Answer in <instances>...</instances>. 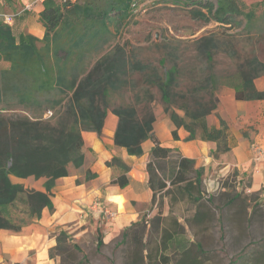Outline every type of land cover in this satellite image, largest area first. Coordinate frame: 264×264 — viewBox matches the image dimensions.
Listing matches in <instances>:
<instances>
[{"label": "trees", "instance_id": "trees-1", "mask_svg": "<svg viewBox=\"0 0 264 264\" xmlns=\"http://www.w3.org/2000/svg\"><path fill=\"white\" fill-rule=\"evenodd\" d=\"M185 2L195 7L196 17L229 28L241 27L240 31L251 40L253 36H264V0L251 3L247 10L240 0ZM131 3L65 0L58 5L44 0L40 20L45 33L41 39L32 35L16 39L10 27L0 23V63H9L7 68L0 67V230L19 232L39 219L43 209L53 210L55 180L66 176L70 165L79 167L83 162L81 132L100 134L109 111L118 119L114 143L129 155H141V144L146 139L154 143L146 164L151 201L156 192L167 191V182L197 201L192 191L201 193L202 168H194L193 159L160 146L153 133L154 115L147 108L153 99L151 87L159 92L163 110L174 125L188 131L187 139L214 141L216 148L211 153L215 155L228 151L234 141L225 121L220 119L214 126L206 119L218 105L219 88H232L237 100H264V90L254 84L255 78L264 75V61L253 49L239 58L236 72L222 75L212 67L214 39L202 37L197 50L210 65L202 78H195L189 71L186 83L180 85L179 77H184V72L172 52L156 66L128 55L123 44H112L110 21L127 17ZM134 73L145 86L131 101L117 100L123 90L130 88L128 76ZM2 111L10 114L6 116ZM172 136L177 138L176 130ZM12 176L43 179V189L12 182ZM112 183L123 187L128 179L121 174ZM100 244L98 239L97 246ZM179 246L182 254L185 242H179ZM252 253L243 257L250 258L255 255ZM191 262L197 263V257Z\"/></svg>", "mask_w": 264, "mask_h": 264}, {"label": "rangeland", "instance_id": "rangeland-1", "mask_svg": "<svg viewBox=\"0 0 264 264\" xmlns=\"http://www.w3.org/2000/svg\"><path fill=\"white\" fill-rule=\"evenodd\" d=\"M133 1L138 3L136 10L129 7L127 17L110 21L112 44H123L128 55L134 54L142 63L156 66L172 52L184 72V77H179L180 85L186 83L189 71L195 78H202L210 65L197 50L202 37L211 36L215 41L211 57L213 70L218 74L236 72L239 58L252 49L264 61V36H253L255 39L251 40L240 31L241 27L229 28L196 17L195 7L185 0ZM256 1L240 0L245 10ZM8 66V62L0 63L1 68ZM262 76L254 79L255 86ZM128 79L130 88L123 90L117 100L131 101L135 92L145 86L137 73ZM150 90L153 99L147 108L154 113L163 103L157 89ZM257 130L255 125L238 128L246 137ZM225 169L222 164L215 172L202 169L201 193L192 191L193 196H198L197 201H191L167 182V191L155 193L154 201L142 207L124 235L121 231L105 240L106 235L92 222L81 234L54 230L50 234L54 245L48 251L49 257L53 264H199L191 262L194 256L201 258L200 264H264V185L253 192L248 188L251 173L243 179L236 169ZM39 183L41 180H28L24 185L35 188ZM119 211L124 208H116ZM179 242H185L182 254ZM252 251L255 255L243 257Z\"/></svg>", "mask_w": 264, "mask_h": 264}, {"label": "crops", "instance_id": "crops-1", "mask_svg": "<svg viewBox=\"0 0 264 264\" xmlns=\"http://www.w3.org/2000/svg\"><path fill=\"white\" fill-rule=\"evenodd\" d=\"M52 1L59 5L65 0ZM71 1L80 3L79 0ZM28 4L32 6L25 9ZM42 10L43 2L37 0H0L1 13L15 14L11 24L1 18L0 23L9 26L16 39L21 35L41 39L45 33L40 20ZM259 80L255 87L264 90V77ZM217 96L218 105L206 119L214 126L219 125L220 119L226 122L234 138L228 151L215 155L211 153L216 148L214 141L187 139L188 131L177 128L163 107L153 113L154 136L160 146L173 149L175 155L193 159L194 168L201 167L206 173L209 170L215 172L219 164L227 171L236 169L241 175L239 178L245 179L251 173L248 188L257 192L264 185V100H237L234 90L229 87L219 88ZM117 120V116L109 111L100 134L90 130L81 132L83 162L79 167L70 165L67 175L55 180L52 211L43 209L39 219L23 226L19 232L0 230V264H53L48 251L54 245V239L50 237L54 230L81 234L92 222L108 240L138 218L140 210L152 197L146 164L154 143L146 139L141 144V155H129L125 148L114 143ZM249 125H255L257 132L248 137L238 132L239 127ZM173 130H176V139L172 136ZM121 174L128 179L123 187L112 183ZM87 175L93 176L87 179ZM28 180L37 181L11 177L15 183L24 184ZM39 180L41 183L34 187L42 190L44 180ZM96 201L101 206L93 207ZM103 207L113 213L112 217L103 212ZM116 208H124V211L116 212ZM197 261L200 264L201 258L197 257Z\"/></svg>", "mask_w": 264, "mask_h": 264}, {"label": "built area", "instance_id": "built-area-1", "mask_svg": "<svg viewBox=\"0 0 264 264\" xmlns=\"http://www.w3.org/2000/svg\"><path fill=\"white\" fill-rule=\"evenodd\" d=\"M37 1L43 2L44 0H37ZM31 6H32V4L25 5V9H28V8H30ZM131 7H132L133 10H136V9H137V2L133 1V2L131 3ZM14 17H15V14H13V13H1V12H0V18H1L4 22H6V23H8V24H11V23H12V20L14 19ZM92 205H93V207H97L98 205L101 206L100 203H99V201H96V202L93 203ZM103 212H104L106 215H108V216L111 214V213L109 212V210L106 209L105 207H103Z\"/></svg>", "mask_w": 264, "mask_h": 264}]
</instances>
